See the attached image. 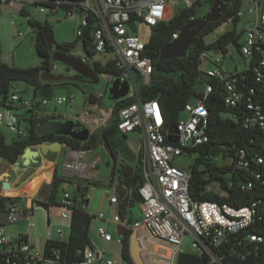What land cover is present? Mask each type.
I'll return each instance as SVG.
<instances>
[{"label": "built area", "instance_id": "2783aa9c", "mask_svg": "<svg viewBox=\"0 0 264 264\" xmlns=\"http://www.w3.org/2000/svg\"><path fill=\"white\" fill-rule=\"evenodd\" d=\"M47 2L48 0H0V4L9 6L11 13L21 15L26 6L40 7V12L45 13L44 8H46ZM207 2L208 0L58 2L59 6L62 4L70 5V8L63 10L66 12V18L72 20L76 14L80 15L78 38L83 36L84 28L89 25V19L95 20L94 27L90 31L93 51L96 56L101 58L112 56L111 59L102 63L114 61L117 74L99 73L95 69V64L99 61H92L94 57H90L85 52L84 44L80 40L78 44L82 47L81 51H73V49L69 53L59 49L58 51L79 58L83 63L90 66L98 74L100 82L101 76H103L104 90L86 92L78 113L62 117L44 112L48 108L56 110L62 106L74 107L76 97L72 94L27 98L26 92H13L7 99L2 100L0 97V127L7 128L16 135L17 139L28 136L29 123L27 119H29V115H38L44 119L54 117L50 120L80 123L89 130L90 139L95 132L108 128L114 118V111L120 102L132 101L127 107L119 109L116 115L118 117V131L122 135L133 134L137 137L135 144L129 140L127 144L138 157L142 169L143 184L139 188V195L142 198L139 205L141 218L134 223H130L128 217L121 218L120 206L124 199L120 201L115 190L109 193L108 203L112 215L111 222L116 227L123 226L127 231L137 232V241L145 264H147L146 259L162 264H177L182 253V240L186 235L193 236L192 246L199 256H207L211 263L223 264L222 259L216 254V250L223 245L229 236L244 231L256 220L257 203L236 209L225 203L195 200L190 187L194 171L189 172L183 167V163L191 160L195 155H203L197 151L209 142L210 110L207 100L213 91L211 83L214 80L223 86L226 93L225 104L232 108L237 107L242 99L237 84L239 79H245V77H238V75L249 70L251 66L255 83L264 90V0H250L249 2L252 7L249 14L253 16V24L245 29L240 48V54L248 63V68L243 71L236 70L227 73L222 68L226 54L219 50L202 53L199 56L198 71L204 90L198 92L193 103L189 102L185 105L182 113H185L187 118L179 120L176 133L167 126L159 100L157 98L142 100L140 97L141 86L150 83L155 67L153 60L145 55L148 42H144L138 35L139 28L149 27L152 29L162 23H169L180 11H200ZM57 10L61 9L58 7L54 11ZM238 16L242 17L241 11ZM27 17L28 20H35L30 16ZM194 19L195 17H191V21ZM179 33L180 31H177L172 34V41L179 38ZM19 37L25 38V34L20 33ZM89 61L92 65H89ZM60 65L69 71L71 77H79L74 70L54 62L53 56L49 72L59 74ZM209 65H212L214 69H208ZM116 80L120 83H126L129 92L124 98L113 101L109 95V89ZM250 93L254 94L255 90L252 89ZM245 104L250 113L242 123L243 128L245 130L258 128L264 132V112L261 107L255 104L251 98L246 99ZM27 114L29 115L27 116ZM222 118H226V115H223ZM169 139H176L177 141L170 142ZM39 145L34 147L38 148ZM96 147L103 148V143L99 142ZM61 152L64 153L65 160L62 163L60 176L66 182L62 185V198L59 206L69 211V214L63 212L61 217L69 219L75 204L68 181L93 178L94 165L82 162L83 151L72 149L67 144H61ZM208 154L220 160L219 156L209 152ZM220 161L224 162L225 160L222 158ZM227 161L229 165L233 162V160L228 159ZM255 161L257 164L264 163L263 158L259 157ZM210 166L212 164H208L209 168ZM235 166L239 169H247L248 161L245 160L244 152H239ZM16 169L19 174V169ZM54 172L55 168H52L48 189L38 190L36 194L49 190ZM18 176L19 178L22 177L21 174ZM123 187L127 191V196L130 190L125 186ZM245 188L250 189L251 185H247ZM4 192L5 190L2 188L1 195L3 197L18 200L9 205L5 219L0 224V250L12 257H18L19 254H22L26 264H60V256L57 251H53V259L47 260L44 254L41 255L34 251V247L29 243V235H20L13 240L8 237L6 230L9 224H14L21 219L27 220L29 228H32L35 212L39 209L46 215V219H49L47 238H50L53 226L50 215L52 207L49 206V212H47L43 207L37 206L35 202L30 204L28 209L23 210L19 206V201L22 199L29 200L35 196L10 197ZM83 208L87 210L85 205ZM98 218L104 220V215L99 214ZM57 233L59 237L63 236L62 230H58ZM97 235L103 243L102 248L91 243V246L78 252L81 255V261L77 264H116L115 261L107 257L105 249L106 244L113 242L112 236L104 227L97 229ZM123 240L124 237L118 236L116 241V244L121 248L123 247ZM249 241L261 244L264 237L251 235Z\"/></svg>", "mask_w": 264, "mask_h": 264}, {"label": "trees", "instance_id": "16d2710c", "mask_svg": "<svg viewBox=\"0 0 264 264\" xmlns=\"http://www.w3.org/2000/svg\"><path fill=\"white\" fill-rule=\"evenodd\" d=\"M81 1L83 0H48L45 7L52 11L58 7L61 10H67L70 5L62 4L59 6L58 2L79 3ZM214 1L216 0H208L207 4L211 6ZM220 1L229 4L227 14L219 22L208 24L199 37L196 38L185 58L170 61L159 60L161 51L172 42V34L187 25L191 21V17L197 18L199 11L182 10L169 23H162L151 29L145 55L153 60L155 69L150 83L141 86L140 97L142 100H152L154 98L159 100L169 128L177 126L185 105L198 96L195 87L202 84L198 71L199 56L204 52L213 50H219L227 54V47L231 44L235 45L240 53V43L244 37L245 29L237 32L234 28L230 32L223 33L212 43H206L204 40L218 26L232 21L236 27L241 20L238 16L242 8L241 0ZM26 13L24 11L22 16H28ZM28 23L35 29V50L36 54L42 59V65L28 69L10 66L3 60L0 45V97L2 100L7 99L14 92V83H23L34 88L33 96L35 97H37L38 91L41 94H49V91L43 89V87H55L57 84L45 83L41 80V74L43 71L50 70L54 48L57 47L60 51L69 53L75 47L74 44H58L55 40L53 27L47 20L40 22L30 19ZM94 24L95 20L90 18L89 25L84 28L83 36L81 38L77 37L75 42L78 44L82 40L85 52L90 57L96 56L90 34ZM114 63V61H111L104 64L99 61L96 62L95 69L99 73L111 72L116 75L117 70ZM242 76L245 79H239L237 84L242 99L234 108L225 104L226 93L223 86L215 80L211 83L213 91L207 100L210 110L209 142L197 151L203 154L199 155L198 158L200 159H210L213 155L208 154L209 152L220 156L224 160H233V162L231 165L194 171L190 187L192 196L198 201L209 200L225 203L236 209L251 206L253 203L258 204L255 222L244 231L229 236L223 245L216 250V254L222 259L223 264H264V241L261 244L249 241L251 235L264 237V163L257 164L255 161L257 157L264 160V132L258 128L245 130L242 125L245 117L250 113L245 104L246 99L251 98L264 112V90L255 83L252 66L249 70H245L238 75V77ZM252 89L255 90L254 94L250 93ZM108 100H110V97H108ZM131 102H120L114 111V118L108 128L95 132L84 143L68 137H57L53 134L39 136L37 126L54 119V117L44 119L38 115L30 116L27 114V116L29 115V119H27L29 123L27 137L7 143L5 136L0 132V162L5 161L9 164H16L27 148L43 143L60 142L61 144H67L72 149L81 151L92 150L99 142L107 144L108 149L119 162L116 170L118 181L130 190V193L121 202V218L128 217L129 222L134 223L141 218L139 205L142 198L139 195V188L143 184V175L138 157L127 144L129 137L118 131V117L116 115L119 109L127 107ZM223 115H226V118H222ZM240 151L245 153V160L248 161L247 169H239L235 166ZM108 159V156H106L107 161ZM60 172L59 167H56L48 193L43 198L44 203L51 207L60 205L62 185L66 182L60 176ZM68 183L71 186L73 181H68ZM206 185L220 187L222 193H204ZM247 185H251V188L246 189ZM48 186L49 183H44L39 190H47ZM90 186V183H77V188L72 194L75 206L71 216L69 241L48 240L44 252L45 259H53V251H57L60 256V264H77L81 261V255L78 252L91 246L89 232L93 218L83 208V205H85L87 209ZM1 193L2 186L0 185V224L5 219L9 205L18 200L3 197ZM131 234V231H127L121 254L122 259L130 264H132L129 252ZM0 264H26V261L23 259L22 254H19L18 257H12L0 250ZM177 264L214 263H211L210 258L207 256L181 253Z\"/></svg>", "mask_w": 264, "mask_h": 264}, {"label": "rangeland", "instance_id": "374dc122", "mask_svg": "<svg viewBox=\"0 0 264 264\" xmlns=\"http://www.w3.org/2000/svg\"><path fill=\"white\" fill-rule=\"evenodd\" d=\"M242 1V8L241 13L242 17L240 22L235 27L232 21H228L221 26H218L212 33L207 35L204 40L206 43H212L217 38H219L223 33L230 32L234 28H236L237 32H240L248 27L252 26L253 24V16L249 14V10L252 8L249 0H241ZM210 8L209 4H204L202 9L199 11L197 18L204 17ZM40 7H33V6H26L25 11L26 14L37 21H45L47 20L53 27L55 40L58 44H74L75 47L73 51H81L82 47L79 44H76L77 40V32L80 27L81 17L79 14L75 15L74 19L66 18V12L63 10L52 11L47 8H44L45 13L40 12ZM14 23V25H12ZM25 34V38H20L19 34ZM35 29L32 28L28 23V17L22 16L18 13H11L9 6L0 4V45L2 49V57L6 64L10 66H15L18 68L28 69V68H35L42 65V59L36 54L35 50ZM138 35L144 42H149L151 29L149 27H140L138 30ZM243 39L241 40L242 44ZM112 56H108L107 58H101L100 56H96L92 59V61H101L105 62L111 59ZM89 65H92L89 61ZM248 68V63L244 59V57L239 53L238 48L231 44L227 47V54L223 59V69L225 72L230 73L236 70L243 71ZM208 69H214L212 65H209ZM59 74H63L66 76L65 81L62 83L55 82L57 84L55 87L51 86L49 88L43 87V89H47L49 94L45 95L44 93L41 94L38 91L37 97L38 98H45L51 97L53 95H74L76 97V105L72 108L70 107H58L56 110L53 108L45 109L44 112H47L53 116H62L67 117L69 114H76L80 111L81 104L83 102V97L86 92L90 90H94L97 92L104 90V77L101 76V82L98 86L89 85L86 83L81 82L80 77L73 78L70 76L68 70H65L61 65L58 69ZM77 79V80H76ZM13 91L18 93L26 92V97L31 98L33 96L34 88L26 86L23 83H14ZM196 92H202L204 90L203 84H198L195 87ZM108 102V101H106ZM191 103L194 102V99L190 100ZM187 115L185 113L181 114L180 119L185 120ZM0 132L5 136L7 143H11L13 140H16L17 137L15 134L11 133L7 128L0 127ZM128 140L135 144L137 141V137L133 134L129 135ZM35 149V147H33ZM64 152V151H63ZM61 152L57 155H48L45 159L49 162H52L56 167H59L60 171L62 168V163L64 162V153ZM105 156L106 160V152L102 147H96L91 151H83L82 153V162H89L95 161L96 165L98 166L97 172L99 173V179L95 180L93 178L85 180V179H75L72 180L73 184L70 186V193L73 194L77 188V183H90L91 188L93 189L90 198L94 196V204L92 207H88L87 212L88 214L94 215L95 213L103 214L107 219L110 215L101 209V203L103 204V199L106 197V192L109 191L110 188L105 190L103 186H106L105 183H102L103 178L106 175V162L97 160V157ZM220 160L222 158L219 156ZM217 157L213 159H200L198 155L192 157L191 160L184 161L183 167L186 168L189 172L193 171H200L208 169V164H212L211 167H218L222 165H229L228 161L225 160L224 162H219ZM219 163H218V162ZM217 162V163H216ZM45 162L43 159L39 163V165H34L31 167L24 168L22 166L21 161L19 160L16 164H9L5 161L0 162V185L8 184L13 182L14 188H23L26 192L33 196L39 187H41L44 183H48L52 176V169L50 170V179L44 182L42 185V178L34 176L36 171L44 166ZM117 162V167H118ZM51 167V163L49 164ZM111 166V162H110ZM15 168L25 169V172L22 171V177L17 182L14 181L16 177ZM30 182L29 185L27 183ZM115 184H118V177H115L114 180ZM27 185V186H26ZM41 185V186H40ZM97 185V186H96ZM107 187V186H106ZM5 190V189H4ZM222 193L220 187H214L211 185H206V189H204V193ZM5 193V192H4ZM48 193L43 192L39 194H35L36 196V203H44V196ZM6 194V193H5ZM102 196H99V195ZM10 197H21L19 196H10ZM62 195H60L61 199ZM26 199L21 200V206H24ZM92 203V200L90 204ZM63 212L69 211L62 208L61 206H53L51 209V219H54V225L51 230L52 240L53 241H66L70 236V229H71V218L69 219H62L61 214ZM103 212V213H102ZM111 217V216H110ZM62 230L63 238L60 239L57 236V231ZM106 231L112 236L113 242L108 243L105 245V249L107 252V257L111 260L115 261L116 264H130L122 259V248L116 244L118 239L116 226L113 223H109L105 226ZM7 235L11 239H17L20 235L29 234L30 242L34 246V251L43 255L45 252L46 246V235H47V219L46 215L40 211L39 209L36 210L34 219H33V227L29 228V223L26 220H20L14 224H9L6 227ZM193 236L186 235L182 240L181 245V252L186 254H193L196 255L198 252L193 248ZM99 248H102L99 247ZM151 261V259H150ZM151 264H162L156 261H151Z\"/></svg>", "mask_w": 264, "mask_h": 264}, {"label": "water", "instance_id": "95a60500", "mask_svg": "<svg viewBox=\"0 0 264 264\" xmlns=\"http://www.w3.org/2000/svg\"><path fill=\"white\" fill-rule=\"evenodd\" d=\"M228 8V3L222 2L220 0L214 1L208 10V13L204 17L195 18L180 30L179 38L177 40L172 41L161 51L159 60L170 61L185 58L191 50L196 38L199 37V35L208 26V24L219 22L222 17L227 14ZM53 61L65 65L66 67L74 70L79 75L81 82L83 83L93 86H98L100 84L98 74L90 66L83 63L79 58L58 51L57 47L55 48V52L53 53ZM41 80L45 82L55 83L63 82L67 79L66 76L63 74H54L49 71H43L41 74ZM128 92V85L126 83H120L118 80H116L112 84V87L109 89V95L111 97V100L113 101L124 98L128 94ZM172 132H177L176 127L172 128ZM51 133L57 137H68L72 140L81 143L87 142L89 140L90 135L89 130L85 128L82 124L75 123L72 121L50 120L47 122H43L37 126V134L39 136H44ZM169 141L176 142L177 140L169 139ZM103 149L105 150L109 158L106 162V167H109L111 162L112 168L116 170L117 160L114 158L113 154L108 149V145L103 143ZM60 153V142L52 144L43 143L35 149L31 147L27 148L25 152L21 155L20 161L23 167L27 168L34 165H39L41 160H44L50 154L57 155ZM115 176L116 173L114 172L113 178L111 179V186L114 187L115 192L119 197V200L122 201L125 198L127 191L120 183H114ZM8 186V184H3L2 188L6 189V187ZM36 205L43 207L47 212H49L48 205L42 203H36ZM47 222H49V219H47ZM116 230L118 236H122L124 238L126 237L127 230L125 227L118 226ZM129 252L130 257L132 259V264H145L141 256L136 231H133L130 236Z\"/></svg>", "mask_w": 264, "mask_h": 264}, {"label": "crops", "instance_id": "0c3cea01", "mask_svg": "<svg viewBox=\"0 0 264 264\" xmlns=\"http://www.w3.org/2000/svg\"><path fill=\"white\" fill-rule=\"evenodd\" d=\"M249 2H250V0H249ZM241 3H242V1H241ZM26 12V11H25ZM222 68H223V65H222ZM224 70V69H223ZM225 72V71H224ZM129 137V136H128ZM97 160H101V161H105V162H107V160H105V156H100V157H97L96 158ZM45 163L43 164L44 166H42L41 168H43V167H50L49 166V164L51 163V169L52 168H55V165L52 163V162H49L48 160H46V159H44L43 160ZM88 163H92L93 165H94V177H93V179H95V180H97V179H99V173L97 172V170H98V166L96 165V163H95V161H89ZM23 166V165H22ZM19 169V174H23L22 173V171L23 172H25V169H21V168H18ZM106 169H107V172H106V175H105V177L103 178V180H102V183H105L106 184V186H103L104 188H106L105 190H107L108 188H110V190L109 191H105L106 192V197L103 199V204L101 203V209H102V211H105L106 213H108L111 217H112V215H111V212H110V207H109V203H108V196H109V193H112L115 189H114V187L113 186H111V179L113 178V173L115 172L116 173V176H117V172H116V170H117V168H116V170H114V168H112V165L111 166H109V167H106ZM39 170L40 169H38L37 171H36V174L34 175V176H37L38 175V173H39ZM15 172L17 173V169L15 170ZM18 173L16 174V177H15V179H14V181H18L20 178H19V175ZM115 176V177H116ZM50 178H47V179H45V180H42V183H41V185L44 183V182H46V181H48ZM50 181V180H49ZM30 182H31V180L27 183V185H29L30 184ZM49 183V182H48ZM115 183V182H114ZM9 185L11 186V189L14 191V192H17V195H15V196H19V195H26L27 197H32L31 196V194H29L28 192H26L25 190H24V187L23 188H21V189H19V188H14V184H13V182H11V183H9ZM26 185V186H27ZM40 185V186H41ZM97 186V185H96ZM91 187V186H90ZM39 189H40V187H39ZM38 189V190H39ZM93 189H95V186H94V188H91V190H90V196H91V193H92V191H93ZM37 190V191H38ZM37 193V192H36ZM35 193V194H36ZM34 194V195H35ZM33 195V196H34ZM9 196V195H8ZM90 196H89V198H88V204H87V209H88V207H92L93 206V204H94V196H92L93 198H90ZM99 196H102L101 194L99 195ZM36 196L35 197H33V198H31V199H29V200H26L25 201V204H24V206H21V200L19 201V206H20V208L21 209H23V210H26V209H28L29 208V206H30V204H32V203H35L36 202ZM62 198V197H61ZM91 200H92V203L90 204V202H91ZM103 213V212H102ZM50 215H51V210H50ZM93 219H92V223H91V227H90V232H89V237H90V240H91V243L94 245V246H96V247H101V246H103V243H102V241L98 238V235H97V229L99 228V227H104L105 228V226L107 225V224H109V223H112L111 222V217L109 216L107 219L105 218V216H104V220H100L99 218H98V213H95L94 215H92V214H89ZM140 216H141V214H140ZM63 219V218H62ZM21 220H25V219H21ZM27 221V220H26ZM51 222H52V224L54 225V219H51ZM114 224V223H113ZM116 226V225H115ZM53 227V226H52ZM117 228V227H116ZM51 230H52V228H51ZM60 230V229H59ZM25 235H29V234H25ZM64 235V234H63ZM57 236H58V238H60V239H62L63 238V236L62 237H59V235H58V233H57ZM29 237V243H30V245L31 246H33L32 244H31V242H30V236H28ZM70 237V236H69ZM46 239H47V241L50 239V240H52V235L50 236V238H47V235H46ZM69 241V238L66 240V241H63V242H68ZM61 242V241H60ZM34 247V246H33ZM146 262H147V264H151V261H150V259H146Z\"/></svg>", "mask_w": 264, "mask_h": 264}, {"label": "bare ground", "instance_id": "6f19581e", "mask_svg": "<svg viewBox=\"0 0 264 264\" xmlns=\"http://www.w3.org/2000/svg\"><path fill=\"white\" fill-rule=\"evenodd\" d=\"M198 157H199V155H198ZM214 158V156H211L210 157V159H213ZM218 162V161H217ZM216 162V163H217ZM219 162H221V161H219ZM218 162V163H219ZM50 167H43V168H40V170H39V173H38V176L39 177H41L42 178V180H45V179H47V178H49L50 177ZM48 182H50V181H48ZM5 193L7 194V195H9V196H15V195H17V192H14L12 189H11V186L9 185L8 187H6V189H5Z\"/></svg>", "mask_w": 264, "mask_h": 264}, {"label": "flooded vegetation", "instance_id": "af4514ba", "mask_svg": "<svg viewBox=\"0 0 264 264\" xmlns=\"http://www.w3.org/2000/svg\"><path fill=\"white\" fill-rule=\"evenodd\" d=\"M51 155H53V154H51Z\"/></svg>", "mask_w": 264, "mask_h": 264}]
</instances>
